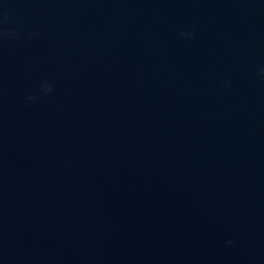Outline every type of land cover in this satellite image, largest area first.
Masks as SVG:
<instances>
[{"label": "clouds", "instance_id": "1", "mask_svg": "<svg viewBox=\"0 0 264 264\" xmlns=\"http://www.w3.org/2000/svg\"><path fill=\"white\" fill-rule=\"evenodd\" d=\"M181 35L182 36H187V37L191 38V35L192 34L190 32H186V33H182ZM50 90H51V87L48 86L47 89H46V91H50ZM29 99H34V97H29ZM229 243H231V241H229Z\"/></svg>", "mask_w": 264, "mask_h": 264}]
</instances>
